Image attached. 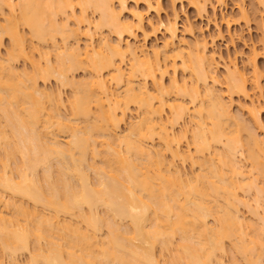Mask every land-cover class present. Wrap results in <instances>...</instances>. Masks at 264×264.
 <instances>
[{
  "label": "bare ground",
  "instance_id": "6f19581e",
  "mask_svg": "<svg viewBox=\"0 0 264 264\" xmlns=\"http://www.w3.org/2000/svg\"><path fill=\"white\" fill-rule=\"evenodd\" d=\"M163 1L0 0V264H264V36L241 70Z\"/></svg>",
  "mask_w": 264,
  "mask_h": 264
},
{
  "label": "rangeland",
  "instance_id": "374dc122",
  "mask_svg": "<svg viewBox=\"0 0 264 264\" xmlns=\"http://www.w3.org/2000/svg\"><path fill=\"white\" fill-rule=\"evenodd\" d=\"M188 0H184V4L183 5H179V11H180V18H179V29H180V34H179V36L181 37V38H184L186 41H188V40H190V41H188V42H192V40L194 41V39L193 38H195L198 34H196L195 36L194 35H190L189 33L188 34H185V33H187V32H185L184 33V26H185V23H187V19L186 18H188V20H190V22L192 21L193 23H195L194 25L195 26H198V27H202L203 28V30H204V33H205V35L209 38L210 36H212V35H216L217 34V32H219V30L223 33V36L221 37V36H219V37H216V39H215V43H213L212 44V46H210L211 48V50H215V52L217 51V57H222V59H224V60H227L229 57H235V61H236V63H237V65H238V67H240V69L242 70H244L245 69V71H250L249 70V68H248V66H246L247 64H246V58H247V56H248V54L250 53V46L252 45V44H255V45H258V46H261V43L259 42V40H260V38L262 37V36H264V35H262V33L264 32H261L262 31V29L261 30H259L260 28H258V26H260V24L259 23H261V25L262 26H264V10L263 9H261L260 7H259V10H263V11H258V12H255V14L256 13H258V14H260V17H259V15H256L257 17H258V20H259V18H261V19H263V20H261L260 19V21H259V25L258 24H256L255 25V23H257V20H253V18H250L249 20H252L253 22H251L250 23V21L248 22V23H250L249 25H247V24H245L243 21H240V20H238V21H236V19H237V17H238V13H240L239 12V5H241L242 3L244 4V7H245V10H247V12H250V11H252V9L254 8L253 6H251V3H254L253 1L254 0H225V4L223 5V4H221V5H218L217 3H216V1L215 0H212V1H214V2H212V3H214V4H217V6H216V11H213L214 9L213 8H208L209 6H210V4H208V6H207V9L209 10L207 13H204V15L202 14V18H197V17H201V16H199L198 15V13L196 12V10L193 8V7H191L189 4H188V2H187ZM242 2V3H241ZM169 2H168V0H164L163 1V5H164V7L166 6L165 4H167V5H169L168 4ZM241 3V4H240ZM133 4L134 3H132V2H129V6H130V8H132L131 6H133ZM243 4L241 5V6H243ZM254 5H255V3H254ZM140 6L142 7V4H140ZM182 6H183V8H182ZM134 7V6H133ZM168 7V6H167ZM211 7V6H210ZM220 7V9H218ZM166 8V7H165ZM251 8V9H250ZM167 9H169V8H167ZM166 9V10H167ZM213 9V10H212ZM255 9V8H254ZM165 10V11H166ZM258 10V9H257ZM254 11L255 10H253L252 12V15L254 14ZM213 12H214V14L216 13V15H214L213 14ZM259 12H262L263 13V15L261 14V13H259ZM196 13H197V15H196ZM164 15H163V17H165L166 15V13L164 12L163 13ZM237 14V15H236ZM210 17H212V19L209 21V19H208V17L209 16ZM154 16V15H153ZM215 16V17H214ZM222 16H224L225 17V19H227L228 17H229V19L231 18L232 19V17H236V18H234L235 19V21L236 22H239V23H235V21L233 22V24H231V25H228L223 19H224V17H222ZM263 16V17H262ZM217 17V18H216ZM252 17V16H251ZM213 18H216V20L214 19L213 20ZM255 19H257L256 17H255ZM156 20V19H155ZM233 20V19H232ZM263 22V23H262ZM235 23V24H234ZM227 26H229V28L227 27ZM262 28H264V27H262ZM228 29L230 30V32L228 31ZM264 30V29H263ZM184 35V36H183ZM163 36H164V33H163ZM162 32H161V34H160V32L157 34V37H153V38H151V39H148L147 41H146V45H148V49L149 50H152V46H153V44L155 45V44H160L161 42H163V41H161V40H163L162 39ZM185 36H186V38H185ZM164 38V37H163ZM234 39L233 40V42H232V40L231 39ZM263 38V37H262ZM261 38V39H262ZM157 39V40H156ZM138 40H140V41H142V36L140 37L139 36V39ZM153 40V41H152ZM8 40L7 39H5V42H4V48L7 50V48L9 47L8 46V43L9 42H7ZM152 41V42H151ZM261 42H262V40H261ZM6 45V46H5ZM152 45V46H151ZM8 46V47H7ZM3 48V49H4ZM6 50H3V53H5V51ZM237 55V56H236ZM258 63H259V67L261 68L262 67V69H264V57L263 58H260L259 59V61H258ZM246 64V65H245ZM17 69H20V70H22V67H23V62H19L18 64H17ZM248 69H247V68ZM225 68L223 67V66H221L220 67V71H219V75H221L222 76V74H225ZM21 72V71H20ZM263 72H264V70H263ZM81 73L82 72H80L79 73V75H81ZM83 74V73H82ZM180 74V73H179ZM77 75H78V73H77ZM81 77L82 76H78L77 78H80L81 79ZM221 78V77H220ZM168 79H166V81H167ZM47 86H46V88H47V90H49V91H51V90H55V88H57L58 87V84H57V82L55 81V80H51V81H49L47 84H46ZM218 86H217V88H219V90L221 89L220 87H224L223 86V84L221 83H219V84H217ZM262 85H263V92H262V97H261V100H262V102H264V76H263V78H262ZM45 86L43 85V83H41V88L43 89ZM50 87V88H49ZM52 88V89H51ZM65 91V92H64ZM65 95V96H64ZM63 97L65 98V99H69V97H70V89H64L63 90ZM239 97H237V98H235V100L234 101H236L235 102V104H233V112H238L239 111V109H238V107L239 106H241V104H243V102H244V104H245V101H244V99H238ZM238 99V100H237ZM242 100H243V102H242ZM241 104H240V103ZM239 103V104H238ZM243 104V105H244ZM238 105V106H237ZM67 109V108H66ZM63 111H65V109L63 108L62 109V112ZM67 112H68V109L66 110ZM65 111V112H66ZM136 111V110H135ZM135 111H133L132 112V114L130 115L129 114V116L130 117H133V118H131L130 119V117L127 119V122L129 121V119H130V121H134L133 119H135L136 120V114H137V112L135 113ZM64 112V113H65ZM239 112H241V114H242V111L240 110ZM262 112H264V111H262ZM262 112H261V120L264 122V113L262 114ZM243 113H245L244 115V118L245 119H247V120H250V118H249V116H248V114L246 115V113L247 112H243ZM238 114V113H237ZM136 116V117H135ZM248 117V118H247ZM249 123L250 122H252V121H248ZM129 123V122H128ZM251 124V123H250ZM249 124V125H250ZM264 124V123H263ZM252 126L253 125H255L253 122H252V124H251ZM126 125H124V126H122L123 127V129H124V127H125ZM251 126V128H252V130H254L255 128H256V126H255V128L254 127H252ZM264 127V126H263ZM258 129V128H257ZM256 129V130H257ZM178 130H179V128H178ZM256 130H254L255 132L254 133H256V134H259L260 135V137L262 138L263 136H261L262 134V132L258 129L257 131ZM259 137V136H258ZM259 137V138H260ZM64 138V137H63ZM183 147L184 148H186V142H183ZM186 167H185V169L187 168V170H186V172H190V165H188V164H186L185 165ZM189 169V170H188ZM245 210V209H244ZM227 245H228V243H227ZM228 248H229V246H228ZM230 251V250H229ZM231 254H229V256H230ZM22 256V257H21ZM21 256H19V258H18V261L17 262H19V263H17V264H21V262H22V264H24V263H26V259L29 257V254L28 253H25V255H24V253L23 254H21ZM0 257H1V255H0ZM231 257V256H230ZM20 259V260H19ZM228 260L230 259V258H227ZM227 260V261H228Z\"/></svg>",
  "mask_w": 264,
  "mask_h": 264
}]
</instances>
